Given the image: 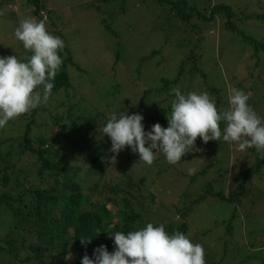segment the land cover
I'll return each instance as SVG.
<instances>
[{
    "label": "rangeland",
    "instance_id": "374dc122",
    "mask_svg": "<svg viewBox=\"0 0 264 264\" xmlns=\"http://www.w3.org/2000/svg\"><path fill=\"white\" fill-rule=\"evenodd\" d=\"M11 1L14 4L12 6L3 2L0 4V56L16 55L18 60L25 61L29 50L23 47V43L14 33L23 19L33 17L32 8L26 0ZM205 1L228 4L234 12H243L246 15L264 14V0H189L198 5L204 4ZM121 3H123L121 0L49 2L50 18L46 22L50 29L49 33L59 36L64 41L65 50L72 59L68 63L69 83L75 85V80L85 77L82 84L78 85L79 90L70 93L67 103L83 96L91 87L90 84H96L103 92L117 88L120 100L106 112L123 109L129 115L133 114L144 94V106L140 108V114L147 119L146 112L169 106L170 101L175 98L169 96L173 88H179L183 94H187V90L200 88L197 93L207 92L213 99L202 85L204 81L200 75H203L199 71L202 69L205 71L203 77L206 84L219 87L223 94L218 96L228 105L232 89L245 93H252L253 89V95H250L248 103L259 117L264 118V63L260 60L255 63V59L249 57L247 43L240 34L228 31L221 17L206 24H202L200 20L197 22L198 26L189 32L192 37L198 35L204 37L201 42V62L191 69L192 80L186 79L190 70L187 68L182 71L177 82L167 87L163 80L177 76L182 67L180 59L186 58L187 55L184 48L188 51V45H193L192 41L187 44L180 42L185 41L183 36L188 35L182 29L183 24L180 23L182 21L172 18L171 22L166 15L160 14L161 7H158L154 0H125L124 12L121 10ZM238 27L246 34L264 41V19L250 18L239 23ZM165 37L169 42L167 50L163 46ZM154 49L159 51L152 55ZM116 54H119L117 62ZM261 55L264 56V52ZM248 68L252 72L250 77L246 74ZM82 89L83 93L77 94ZM20 121L24 122L25 117ZM155 122L154 118L149 119L145 131H150ZM13 124L14 122H7L5 127L0 128V137L13 134L16 131ZM39 129L38 127L33 129L32 133H37ZM101 135L108 139L106 143L111 148V141L107 135L103 132ZM74 143L75 140L69 141L66 144L67 148L70 149ZM199 148L202 151L185 155L174 165L169 164L166 158L156 159L152 165H147L139 159L130 161L128 165L126 163L121 165L118 162L114 164L112 161L107 162L109 159L107 152H102L96 165H93L85 158L91 153L89 148L79 150V147H76L74 151L77 159L89 161L88 177L83 182L87 188L95 182L104 180L102 176L113 168L117 170L116 174H119V171L131 172L138 188L154 190L151 191L152 194L147 191L144 196H137L140 195L139 192H134V196L130 197L134 202L138 198L141 207L142 222L138 230L146 227L148 223L157 226L175 224L179 222L175 211L191 206V212L184 219L188 225L185 235L192 243L201 244L205 252L210 253L208 257L205 256V261L209 264L212 259L219 264H259L257 260L259 250L264 248V180L259 178L250 180L246 196L240 204L236 203L234 206L226 201L213 200L211 197L194 203L207 184L216 186L220 183L217 175L223 171L228 160L233 166L236 165L234 157L240 152L232 145L231 149L225 152V156L230 158L228 159L221 154L212 155L214 148L211 143H204ZM209 162H214V167L210 170L206 167ZM204 167L207 168L205 175L197 174V171ZM192 168L196 171L190 175L189 169ZM192 176L196 178L191 180ZM228 176L226 190L237 184L232 172ZM123 197L120 195L119 200ZM236 212L238 215L235 217ZM226 221L232 225L230 230L226 228ZM239 228L245 235L242 241L241 235L237 233ZM247 230L253 231V237L246 236ZM4 235L3 231L0 232V241ZM252 241L254 245L250 249L257 250V256L254 258L252 254L246 259L249 250L243 253L242 245ZM6 258L0 260V264H20L18 258L11 257V261Z\"/></svg>",
    "mask_w": 264,
    "mask_h": 264
},
{
    "label": "trees",
    "instance_id": "16d2710c",
    "mask_svg": "<svg viewBox=\"0 0 264 264\" xmlns=\"http://www.w3.org/2000/svg\"><path fill=\"white\" fill-rule=\"evenodd\" d=\"M51 1L26 0L32 8L33 17L38 21L42 20L45 18L41 15L43 12L47 17L46 22L50 18L49 2ZM121 1L124 3L125 0ZM2 2L8 6L14 5L11 0H0V4ZM154 2L158 7H161L160 14L166 15L171 22L172 18L182 21L180 22L183 24L182 29L188 35L183 36L186 40H180V42L187 44L192 41L193 43V45H188V51L184 48L187 55L186 58L180 59L182 67L177 76L163 80L165 86L170 87L177 82L182 71L187 68L190 69L187 72L189 76L186 77L187 81L193 79L191 69L197 67L201 62V42L204 37L200 35L192 37L189 32L198 26L197 22L200 20L202 24H206L221 17L224 27L230 32L240 34L247 43L246 49L249 51V57L255 59V63H258L259 60L264 63V56L261 55L264 52V41L246 34L238 27L239 23L250 18L264 19V14L237 13L228 4H213L208 1L202 5L189 2V0H154ZM123 3H121L122 12L125 11ZM46 28L50 32L47 24ZM210 32L212 33V31ZM166 38L163 46L167 50L169 42ZM65 49L66 47L58 53L63 64L52 81L54 87L47 103L8 121L14 122L16 131L10 136L0 137V232L3 231L5 234L0 241L1 261L7 256L8 261L18 258L20 264H81L85 252L89 257H92L94 249L102 244L107 246L109 252H112L115 248L114 237L109 238L107 232L121 231L127 234L129 231L138 230V226L142 222L139 199L137 198L134 202L130 197L134 196V192H139L140 195L137 196H144L147 191L150 194H152L151 191H154L146 190L143 187L138 188L137 181L131 172L119 171V174H116L117 170L113 168L108 174L102 176L104 180L101 182H95L88 188L83 184L88 177L89 161L96 165L102 152H107L109 157L107 162L111 161L110 157L114 153L109 152L110 147L106 143L108 139L101 133L109 116L112 113L118 115L123 109L114 111L112 109L107 113L106 111L120 100V92L117 88L103 92L96 84H90V91L88 89L83 96L67 103V98L73 91L79 90L78 85L82 84L85 77L75 80V85L69 83L68 63L72 59ZM176 50L173 49V51ZM158 51L159 49H154L151 54H157ZM30 55L32 53L29 50L26 59ZM118 59L119 54H116L115 62ZM199 71L205 77V71L202 69ZM251 73L248 68L247 76L250 77ZM203 76L200 75L204 81L202 85L212 95L217 109H227L229 107L227 102L218 96V94H223H221V89L207 85ZM251 90L252 93L246 94L253 95V89ZM196 91L199 92L200 88L199 90H187V93ZM82 93L83 89L77 94ZM169 96L175 97L172 92L169 93ZM144 97L143 94L133 114H140V108L142 109L144 106ZM169 112H171V101L167 108L160 107L146 112L147 119H144L142 123L147 128L149 119L154 118L156 120L154 124L159 123L166 128L168 126L166 116ZM22 117H25L24 122L20 121ZM220 126L223 132L226 126L225 122H221ZM37 127L40 128L38 132L32 133V130ZM51 129L52 132H50ZM71 140H75L76 143L72 144L69 149L66 144ZM195 143L198 148L204 144L200 137H197ZM208 143L213 145L212 155L225 156V152L231 149L232 145L239 152L238 145L233 142H225L222 137L220 141H209ZM76 147H79V150L84 147L91 150L89 156L85 157L89 161L77 159L74 151ZM225 157L230 159L228 156ZM162 158H165L162 153L157 155L158 160ZM136 159H139L138 154L126 147L119 153L116 162L128 165L130 161H136ZM234 159L236 165L233 166L232 162L228 160L223 171L217 175L220 183L216 186L207 184L194 203L211 197L213 200L226 201L234 206L236 203L240 204L246 196L250 180L256 178L264 180V159L259 157L255 147L240 151ZM206 167L209 170L212 169L214 162L207 163ZM206 167L197 171V174L205 175ZM230 172L234 174L237 184L230 190L229 188L226 190L225 185ZM190 178L194 180L196 177ZM120 195L124 197L119 200ZM114 209L116 210L114 211ZM191 210V206H188L175 211L174 214H177L179 222L167 223L169 225H164L165 231L169 235L176 231L185 234L188 225L184 219ZM237 215L236 212L235 217ZM153 225L157 226L154 223ZM226 228L228 230L232 228L229 221H226ZM250 232L252 233L250 234ZM237 233L241 235L240 240L242 241L245 235L240 228ZM252 234V230H247L246 236L253 237ZM82 237L92 238L91 243L82 246L80 242ZM244 240L250 241V239ZM253 241L242 245L243 253L245 250H249L246 259L252 254L254 258L257 256L258 251L250 249L254 245ZM69 252L72 253L73 258L66 261L65 257ZM259 253L257 260H259V264H264V248L259 250ZM209 255L210 253L206 251L205 256ZM211 261L210 264H219L213 259ZM244 261L242 260V262ZM206 264L209 262L206 261Z\"/></svg>",
    "mask_w": 264,
    "mask_h": 264
},
{
    "label": "clouds",
    "instance_id": "9594fccd",
    "mask_svg": "<svg viewBox=\"0 0 264 264\" xmlns=\"http://www.w3.org/2000/svg\"><path fill=\"white\" fill-rule=\"evenodd\" d=\"M41 15L45 18L39 21L32 16L23 19L14 33L32 55L26 61L18 60L16 55L0 56V128L47 103L54 87L52 81L63 64L58 53L65 43L47 31V17L43 12ZM171 91L175 98L166 116V128L156 123L145 131L144 116L139 113L129 115L121 111L109 116L102 132L111 141L109 152L114 153L110 157L114 164L119 153L128 147L147 165H152L161 153L174 165L186 154L202 151L196 146L197 137L205 144L222 137L223 141L238 145L239 151L255 147L264 159V121L248 104L250 94L232 89L230 106L218 110L207 92L183 94L179 88ZM221 122L226 124L223 132ZM195 171L189 169V174ZM107 234L114 237V251L109 252L102 244L94 249L92 257L85 252L81 264H206L201 244L192 243L180 231L169 235L163 224L148 223L127 234L121 231ZM91 240L80 238L82 246ZM72 258L69 252L65 260Z\"/></svg>",
    "mask_w": 264,
    "mask_h": 264
}]
</instances>
